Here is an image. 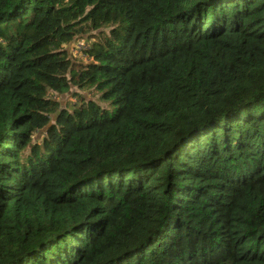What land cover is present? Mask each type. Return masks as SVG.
Returning <instances> with one entry per match:
<instances>
[{"label":"trees","instance_id":"obj_1","mask_svg":"<svg viewBox=\"0 0 264 264\" xmlns=\"http://www.w3.org/2000/svg\"><path fill=\"white\" fill-rule=\"evenodd\" d=\"M0 264H264V0H0Z\"/></svg>","mask_w":264,"mask_h":264},{"label":"rangeland","instance_id":"obj_2","mask_svg":"<svg viewBox=\"0 0 264 264\" xmlns=\"http://www.w3.org/2000/svg\"><path fill=\"white\" fill-rule=\"evenodd\" d=\"M85 48H86V43L83 40L78 39L76 41V43L71 44V46L68 47L67 50L70 52V55L73 59H77L79 61H81V60L84 61L83 55L81 53H82L83 49H85ZM85 95H87V97L90 96L89 93H86ZM67 101H73L74 102L75 99L71 98V97H69L67 99L65 98V102H67ZM62 103H64V100H62ZM100 104L102 107L111 109L107 103L100 102Z\"/></svg>","mask_w":264,"mask_h":264},{"label":"water","instance_id":"obj_3","mask_svg":"<svg viewBox=\"0 0 264 264\" xmlns=\"http://www.w3.org/2000/svg\"><path fill=\"white\" fill-rule=\"evenodd\" d=\"M56 115H58V113H57ZM55 117H56V116H55ZM55 117H54V119H55Z\"/></svg>","mask_w":264,"mask_h":264}]
</instances>
